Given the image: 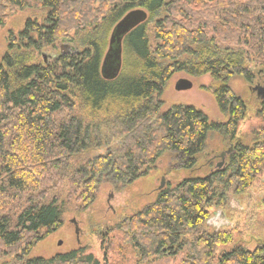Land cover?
Returning <instances> with one entry per match:
<instances>
[{
  "label": "trees",
  "instance_id": "16d2710c",
  "mask_svg": "<svg viewBox=\"0 0 264 264\" xmlns=\"http://www.w3.org/2000/svg\"><path fill=\"white\" fill-rule=\"evenodd\" d=\"M26 8H47L49 14L45 25L32 20L27 23L20 34L25 45L10 38V50L17 47L18 52H8L0 64V194L27 191L48 167L59 172L90 148L81 118L56 119L66 107L75 105L71 95L76 90L92 111L105 110L116 116V134L122 142V147L100 154L69 176L71 190L82 192L86 206L94 199L102 174L110 172L116 181L131 183L168 153L192 169L206 149L209 132L221 131L230 138L237 134L248 107L228 82L239 75L251 83L252 70L237 61L231 68L222 59L203 54L191 64L180 60L195 54L194 46L213 43L217 49L254 56L264 66V0H0V28L11 13ZM138 8L147 10L149 16L166 11V17L155 26L160 42L152 51L148 20L136 27L124 40L123 67L115 80H105L101 74L103 52L97 42L95 52L66 53L53 63L33 64L27 57L30 48L41 51L68 38L72 30L97 27L111 12H116V21H120ZM217 38L233 41L236 47L223 45ZM158 59L174 64L162 67ZM178 70L222 80L215 96L221 112L228 116L225 123L210 122L193 106L177 105L159 113L162 103L156 97ZM259 116L264 119V104ZM254 135L253 144L237 143L229 169L188 177L175 187L162 189L154 203L121 221L116 230L123 257L181 254L183 264H211L228 235L204 229L209 206L226 202L221 185L235 183L237 192H242L263 170L264 127ZM42 200L32 199L15 217L0 214V256H13V264H101L87 248L51 258L29 257L36 242L59 230L64 222L65 202L58 197ZM218 264H264V243L255 250L237 246L226 251Z\"/></svg>",
  "mask_w": 264,
  "mask_h": 264
},
{
  "label": "rangeland",
  "instance_id": "374dc122",
  "mask_svg": "<svg viewBox=\"0 0 264 264\" xmlns=\"http://www.w3.org/2000/svg\"><path fill=\"white\" fill-rule=\"evenodd\" d=\"M48 14L47 8H26L10 14L6 25L0 28V64L3 63L8 52L12 54L18 52L17 47L10 50V38L13 36L25 45L27 42L20 41V34L26 29L27 23L32 20L45 25ZM166 15V11H160L154 16L151 14L149 16L147 35L152 51L160 42L155 36L156 23ZM115 16L116 12H111L106 19L99 22L97 27L72 30L68 38L56 40L54 44L44 47L41 51L30 48L27 52L30 63H44L45 55L47 62L53 63L59 56L66 53L82 54L87 50L95 52V42L101 47L104 59L113 28L118 22ZM225 25L227 28L228 24L225 23ZM217 41L232 48L236 47L233 41L225 38H217ZM194 49L195 54L184 55L180 61L191 64V62L199 61L198 56L203 54L206 58L222 59L224 64L231 65V68L237 61L242 68L252 70L253 82L250 83L243 77L235 75L230 78L228 85L246 101L248 107L245 118L239 123L237 135L244 143L253 144L254 133L264 127V119L259 116L264 99L258 97L251 87L256 86L259 81L264 87V66L261 62H256L254 56L249 58L240 51L217 49L213 43L194 46ZM158 62L162 67L174 64V61L170 60L158 59ZM183 78L191 80L193 87L177 90V82ZM221 83L222 80L214 79L211 74L195 76L189 74L187 70L175 71L162 94L156 97L162 103L159 113L163 114L177 105L193 106L203 111L210 122L223 124L228 116L221 112L215 96V90ZM71 98L75 105L70 109L66 107L62 114L56 115V119L61 122L70 115L81 118L88 130L90 148L80 156L77 155L78 157L71 161L70 167L63 166L64 169L62 168L59 172L55 169L52 171L50 169L52 167H48L43 173L38 174L34 183L31 182L34 185L27 191L22 193L8 191L0 194V214H9L12 217L17 216L32 199L39 202L42 198L49 201L58 197L61 203L65 202L63 226L42 241L36 242L29 257L51 258L74 249L87 248L89 253H93L101 261V264H183L181 254L175 257L155 256L148 259L132 255L123 257L124 252L118 248L121 236L116 227L124 219L136 215L157 200L162 190L159 188L163 178L165 179L163 189H165L169 186L175 187L185 178L206 177L212 173L215 166L208 167V160L229 149L230 137L217 130L209 132L206 149L197 156V165L192 169L183 167L176 155L168 153L150 168L148 167L145 176L131 183L116 181L110 172L102 174L98 178L94 199L86 206L81 200L82 192L71 190L69 176H72L78 167L100 154L122 147V142L116 134L117 119L114 114L107 113L105 110L92 111L79 90H76ZM229 167L228 164V169ZM221 168L226 169L227 166L224 165ZM236 188L235 183L221 185L220 191L225 192L226 202L224 204L214 202L215 204L209 206L210 216L204 229L210 233L228 235V240L217 247L211 264H218L224 252L237 246L255 250L264 243V167L247 189L237 192ZM73 220L78 223L79 234L76 233ZM14 259L10 255L0 256V264H13Z\"/></svg>",
  "mask_w": 264,
  "mask_h": 264
},
{
  "label": "water",
  "instance_id": "95a60500",
  "mask_svg": "<svg viewBox=\"0 0 264 264\" xmlns=\"http://www.w3.org/2000/svg\"><path fill=\"white\" fill-rule=\"evenodd\" d=\"M149 19V12L145 9L138 8L128 12L113 28L109 48L105 54V58L101 65V74L105 80H115L121 73L123 67V48L126 36L131 33L136 27L145 23ZM47 62L46 55L44 56ZM193 87V82L189 79H180L177 82V90H186ZM258 96L264 99V87H257ZM165 187V179L163 178L160 185V190ZM76 225V233L79 234V226L76 220H73Z\"/></svg>",
  "mask_w": 264,
  "mask_h": 264
},
{
  "label": "flooded vegetation",
  "instance_id": "af4514ba",
  "mask_svg": "<svg viewBox=\"0 0 264 264\" xmlns=\"http://www.w3.org/2000/svg\"><path fill=\"white\" fill-rule=\"evenodd\" d=\"M109 48V47H108ZM108 51V50H107ZM107 53V52H106ZM105 57V56H104ZM104 60V59H103ZM103 63V61H102ZM261 81H259L256 86H252V90L256 91V95H258V92L256 90L257 87H261ZM259 97V96H258ZM241 140V137L239 135H235L234 138H230V145H229V149H227V151L222 152L220 155H215L214 157H212L211 159L208 160V164L207 166L210 167L215 166V170L218 169H222L221 166L226 165L228 167V164L230 163V159L231 156L234 154L235 152V147L237 145V143ZM229 160V161H228Z\"/></svg>",
  "mask_w": 264,
  "mask_h": 264
},
{
  "label": "bare ground",
  "instance_id": "6f19581e",
  "mask_svg": "<svg viewBox=\"0 0 264 264\" xmlns=\"http://www.w3.org/2000/svg\"><path fill=\"white\" fill-rule=\"evenodd\" d=\"M105 58V57H104Z\"/></svg>",
  "mask_w": 264,
  "mask_h": 264
}]
</instances>
